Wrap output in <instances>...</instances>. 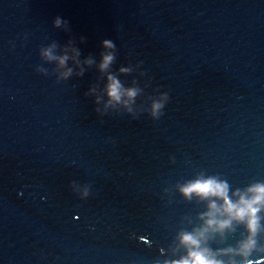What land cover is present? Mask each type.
Returning <instances> with one entry per match:
<instances>
[{
	"label": "water",
	"instance_id": "obj_1",
	"mask_svg": "<svg viewBox=\"0 0 264 264\" xmlns=\"http://www.w3.org/2000/svg\"><path fill=\"white\" fill-rule=\"evenodd\" d=\"M200 178L233 204L264 184V0H0V264H178L205 229L245 264L246 223L208 228L224 201L181 192Z\"/></svg>",
	"mask_w": 264,
	"mask_h": 264
},
{
	"label": "clouds",
	"instance_id": "obj_2",
	"mask_svg": "<svg viewBox=\"0 0 264 264\" xmlns=\"http://www.w3.org/2000/svg\"><path fill=\"white\" fill-rule=\"evenodd\" d=\"M61 19L59 17L55 20V25L57 28L61 26ZM67 24V21H63ZM83 42V38H82ZM104 47L108 49L116 48V45L109 41H104ZM49 60L56 59L52 55L51 49L43 53ZM77 55L79 53L77 52ZM68 57L65 55L60 58L59 63L61 67L65 65ZM115 56L113 54H107L103 57V63L101 64V69H107L108 66L113 62ZM123 71V69H122ZM71 75V69L64 73V78L67 79ZM109 96L112 100L117 102L121 99V85L113 77H109ZM137 94L136 89H131L127 92V95L135 97ZM169 101V95L167 93L161 94V100L154 101L152 104V111L150 117L153 120H159L164 114V108ZM138 118V116H133ZM74 185V183H73ZM181 192L185 197L190 198L193 194L199 196L202 199H221L224 201V205L218 208L215 203L210 204V211L208 213L207 227L212 228L217 231H223L231 227L233 221L239 223H246L250 238L241 245L240 254L245 257V264H248V257L252 255L253 252L257 251V241L256 237L260 231L258 212L260 207L264 205V184H256L249 189V192L253 194V198L248 200L241 197L240 201L233 204L228 197V185L227 183L221 182L216 178L209 179H197L194 182H190L181 188ZM89 191H85L84 196L87 197ZM217 215L227 216L228 219L218 220ZM207 229L204 230L206 232ZM204 232H201L199 236L193 234L184 233L181 235L182 244L187 247L189 251V256L182 259L178 264H219L213 257L210 251L207 249L201 250L200 241L204 236Z\"/></svg>",
	"mask_w": 264,
	"mask_h": 264
}]
</instances>
